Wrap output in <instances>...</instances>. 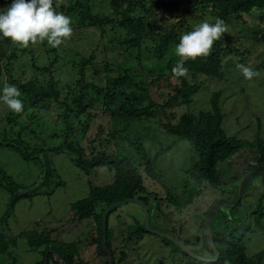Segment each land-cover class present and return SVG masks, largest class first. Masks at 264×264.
I'll return each instance as SVG.
<instances>
[{
	"label": "rangeland",
	"instance_id": "rangeland-1",
	"mask_svg": "<svg viewBox=\"0 0 264 264\" xmlns=\"http://www.w3.org/2000/svg\"><path fill=\"white\" fill-rule=\"evenodd\" d=\"M61 1L64 4L75 3V0ZM144 1L148 2V0ZM149 1L153 4L152 13H154L147 26L155 33H168L182 17L191 25L189 29H185V32L192 30L202 21L215 22V18L211 15L198 18L190 15L193 5L187 0H183L179 11L175 13L164 11L160 3L166 0ZM10 2L11 0H3L2 6L6 7ZM95 2L96 12L102 14L109 12L107 4L102 3V0ZM60 10L59 6L57 11L61 12ZM137 10L141 12L140 9ZM67 16L71 17L73 34L57 48L50 47L46 41L29 44L27 47L14 44L12 53L17 58L10 64L9 75L5 71L7 64L0 61V88L12 84L20 90L19 86L28 81L47 85L50 79H53L61 90L62 101H68L69 90L74 89L80 79L78 69L74 68L73 63L89 59L91 56L94 58L87 68L85 76L87 84L93 83L95 86L112 88L119 76L128 75L133 78L136 84L126 82L125 85L129 89L128 94L132 102L136 103L134 99L137 97L138 102L141 103L139 106L157 105L158 109H155L154 115L149 118H120L113 116L107 110L103 112V108H100L93 112L97 115L93 116L85 127L86 134L82 133L80 127L79 134H82H78L77 138L87 149L88 155L94 149L112 155L126 149L125 146H120V142L110 140V134L116 130L132 136L139 133L147 139L143 147L150 157L159 155L154 171L161 176L164 185L163 188L154 182L146 183L147 190L161 193L168 190L177 204V206L163 207L160 217L154 219L155 215L149 216L148 220L151 221L153 218L157 225L155 227L164 231L171 242L165 241V238L146 234L142 239H135L126 245L128 226L136 220L141 224L145 221V213L141 205L127 204L118 208L109 220L110 245L114 260L107 245L102 241L106 255L103 256L96 221L89 219L78 223L74 219L71 206L88 197L91 187L112 184L114 173L106 168L84 172L75 164L77 157L65 152L50 157L54 175L50 184L44 186L46 164L42 156L26 162L9 145L27 153L33 150L32 145L35 144L38 146L44 142L49 145L55 144L56 141L52 136L60 134L57 118L64 109L57 106L51 108L50 112L44 109H32L28 99L21 93L20 99L24 108L20 113L12 112L8 116L9 110L0 103V129H4L9 138L6 142L2 139L4 136L0 134V183L4 186L0 188V235L5 237V241L17 243V246L9 251L10 254L2 258H7L5 264L42 263L43 254L41 251L30 249L28 238L35 234H43L51 240L75 245L79 250V257L76 259L78 264H106L107 259L110 264H186L183 254L175 248L184 244L197 249V232L200 233L203 244L210 242L214 230L210 228L209 231L205 226V220L203 222L201 217L207 214L213 205H219L214 214L219 208L229 209L230 206L224 205L225 198L220 196L222 191H217L214 185L203 191L202 196L190 199V190L193 186L191 171L197 163V155L187 141L179 139L170 131L178 125L184 115H192L199 120L201 114L214 113L213 104L217 99L218 107L225 119L223 128L228 137H236L241 143H253L256 139L264 141V10L256 11L248 17V24L232 20L226 26L227 31L217 40L225 46L238 49L240 54L245 53V66L250 67L257 74L251 79H245L236 67L240 64V57L235 52L226 53L223 59L222 77L203 78V83L190 103L185 99L180 102L173 100L177 91L183 89L179 79L162 78V73L168 74L165 67L170 64L175 65L180 59L175 55L176 45L171 46L164 59L160 60L154 54L155 43L151 38H146L139 48L130 50L129 44L125 43L130 38L126 31L110 26L78 30L73 26L75 21L73 15ZM260 18L263 19L262 23ZM161 109L165 110V116ZM81 121H85L84 118ZM19 135L22 137L21 142L25 140L26 146L19 142ZM121 154L126 155V151ZM256 164V150L243 149L231 159L219 163L217 167L221 187L226 192L234 191L232 195L240 190L239 195H233L231 200L225 199L229 203L236 204L232 217L225 212L228 218L235 219V222L229 223L231 228L244 223V220L249 218L248 215L259 205L257 191L252 189L254 187L248 186L250 180L256 176L257 184L263 186L258 175L264 174V167ZM6 177H9V181ZM10 181L20 187L17 195L27 194L30 198L21 199L15 207L14 215L4 222L2 219L12 198L7 186ZM202 225L203 229L200 231ZM223 227L218 219L215 231L219 232ZM173 241L177 242L176 245L172 243ZM206 253L208 252L205 249L204 253L201 250L202 257H209L203 256ZM262 253H264V218L259 226L251 220L250 233L245 238L247 259L254 260ZM123 256L125 260L120 262ZM49 264L54 262L50 260Z\"/></svg>",
	"mask_w": 264,
	"mask_h": 264
},
{
	"label": "trees",
	"instance_id": "trees-1",
	"mask_svg": "<svg viewBox=\"0 0 264 264\" xmlns=\"http://www.w3.org/2000/svg\"><path fill=\"white\" fill-rule=\"evenodd\" d=\"M187 1L190 5H193V9L189 14L194 18L211 15L215 19L219 18L223 20L226 26L232 20L238 23L248 24V17L252 16L256 11L264 10V0ZM2 2L3 0H0V8H3ZM148 2L144 0H102V3H106L109 9V12L103 14L94 10L95 0H75V3L68 2L65 4L62 1L60 2V0H53V5L54 7L56 6V10L60 6V11L65 15H73L75 20L73 26L78 30L86 28L100 29L110 26L118 28L120 31H126L130 35V38L125 43L129 44L128 47L130 50L139 48L146 38H151L155 43V47L153 48L155 56L163 60L171 46L179 43V37L191 25L182 17L171 27L168 33L153 32L147 26L149 19L153 17L154 13H152L153 4L149 0ZM182 3L183 0H166L160 3V5L167 13H175L179 11V6ZM137 9H140L141 12ZM262 20L260 18V23H262ZM13 46L14 43L10 39H0V61H4L7 64L5 71L8 75L10 73L11 62L17 58L12 53ZM231 52H235L240 57V64H246L244 61L245 53L240 54L238 49L225 46L221 41H214L207 56L185 61L184 66L189 70L187 78H176L172 75L171 69L175 66L174 64L165 67L168 74L162 73V78L165 80H169L170 78L179 79L183 86V89L177 91L173 100L180 102L182 99H185L186 102L190 103L193 95L203 83V78L220 79L223 74L222 66L225 54ZM93 58L91 56L89 59H83L81 62L73 63L74 68L78 69L80 79L77 85H75V88L69 90L68 101H62L61 90L53 79H50L47 85H38L35 81H28L26 84L19 86L20 90H22L21 93L28 99V104L32 109H44L46 112H50L51 108L57 106L63 108L64 111L57 118L60 134L52 136L56 141L55 144L49 145L45 142L40 146L35 144L32 145L33 150L27 153L24 150H18L16 147L10 145L9 147L16 150L26 162H30L34 157L42 156L46 164L44 186L50 184L54 175L50 157L52 155H61L65 152L77 157L75 164L84 172L89 173L95 169L106 168L114 173L112 184L91 187L88 197L79 200L71 206L74 219L78 223L89 219L96 221L99 230L100 245L103 241V217L107 211L109 212L106 224V235L103 242L107 245L112 260H114L110 245L109 220L118 211V208L127 204H137L141 205L140 207L144 210V206H146L148 210L147 212L144 210L145 217L147 213L150 217L155 215V219L161 216L163 207L177 206V204L171 192L168 190L164 193L147 190L146 183L154 182L160 187L164 185L162 184L163 180L161 176L154 171L155 162L158 160L159 155L155 157L149 156L143 147L144 142L147 140L143 135L137 133L132 136L129 133L117 130L110 134V140L116 141V143L120 142V146H125L126 149L123 151H126V155L121 154L123 151L112 155L96 151L95 149L88 155L87 149L80 144L81 141L77 138V135L80 133V127H82V133L86 134L85 127L88 126L92 117L97 115V113L93 114V112L100 108H103V112L107 110L113 116L120 118H149L154 115L155 109H158V106L154 104L148 107L139 106L141 103L138 102L137 97L134 99L136 103L132 102L128 94L129 89L125 85L126 82L130 84L136 83L128 75L119 76L112 88L95 86L93 83L87 84L85 76L87 74V68L92 63ZM51 66H53V63ZM100 98H102V101H100ZM213 106L214 113L201 114L199 120H196L192 115L182 116L178 125L171 128L170 131L173 135L179 137V139L187 141L195 149L197 155V163L191 171L193 186L190 190V199H196V197L202 196L206 189L214 185L217 191H222L220 196L223 199L229 198L231 200L235 196L231 194L234 191L226 192L221 187L217 167L219 163L231 159L243 149L249 151L255 149L257 154L256 166L264 167V141L256 139L253 143H241L236 137H228L226 130L223 128L225 119L218 107L217 99L214 100ZM161 112L164 116L166 115L164 109H161ZM11 113L9 111L7 113L8 116ZM82 118L85 121H81ZM0 134L4 136L2 139L8 142L9 138L6 136L4 129H0ZM19 139V142L26 146L25 140L21 142L22 137L20 135ZM94 143L95 141L92 142V144ZM8 178L6 177L7 181H9ZM260 179L264 180V175H260ZM7 186L9 187L8 191L12 194V198L6 214L2 219L4 222L14 215L15 207L21 199L30 198L27 194L17 195L20 187L16 183L10 181ZM1 187L4 186L0 183ZM252 187H254L252 189H255L257 195H259V197L257 196L259 205L253 213L248 215L249 218L245 219L244 223L235 228H231L229 223L235 222V219L228 218L225 212L229 213L230 217H232L234 207L226 210L219 209L212 218L211 229L214 230V233L209 239L210 242L203 244L199 232L196 233L197 249L179 242L181 246L175 249H178L183 254L186 264H264V253L255 257L254 260L247 259L245 254V238L250 233L251 220H254L256 225L259 226L264 218V182L263 186L254 182ZM164 197L166 198L164 199ZM124 202L126 204H121ZM117 204L121 205L117 206ZM113 205L117 207L111 209ZM205 215L201 217L203 222ZM218 219L224 227L219 232H216L215 224ZM144 222L142 224L140 223V225L132 224L128 226L126 245L132 243L135 239H142L146 234L165 238V241L168 242L169 238L167 236H161L146 230ZM149 225L152 229H157L163 233L162 230L155 227L157 225H155L153 218ZM202 227L203 225L200 231L203 229ZM45 236L43 234H35L28 238L30 249L41 251L44 256L42 263L39 264H49L50 260L54 264H78L76 259L79 257V250L75 245L51 240L50 237ZM5 240V237L0 235V264H5L7 259L6 257L2 258V256L10 254L9 251L17 246L16 241ZM172 243L176 245L177 242L173 241ZM201 246L204 247L202 248ZM100 249L102 255L106 256L103 243ZM204 249L208 253L203 256L209 257L204 258L201 256V250L204 253ZM198 250L200 253H198ZM122 260H125L124 256L120 262ZM106 264H110L109 259H107Z\"/></svg>",
	"mask_w": 264,
	"mask_h": 264
},
{
	"label": "clouds",
	"instance_id": "clouds-1",
	"mask_svg": "<svg viewBox=\"0 0 264 264\" xmlns=\"http://www.w3.org/2000/svg\"><path fill=\"white\" fill-rule=\"evenodd\" d=\"M71 22V17L53 7V0H11L6 7L0 8V39H10L21 47L46 41L50 47L57 48L72 36ZM226 31L224 21L216 18L214 23L202 21L183 33L174 49L180 59L172 67V75L187 78L189 70L184 66L185 61L207 56L214 41ZM236 67L245 79L257 74L243 64ZM20 97L21 92L15 85L6 84L0 88V103L13 113H20L24 108Z\"/></svg>",
	"mask_w": 264,
	"mask_h": 264
},
{
	"label": "water",
	"instance_id": "water-1",
	"mask_svg": "<svg viewBox=\"0 0 264 264\" xmlns=\"http://www.w3.org/2000/svg\"><path fill=\"white\" fill-rule=\"evenodd\" d=\"M260 175H262V174H260ZM260 175H258L259 177H260ZM264 175V174H263ZM253 178H258L257 176L256 177H253ZM252 178V179H253ZM251 179V178H250ZM251 179V180H252ZM250 180V181H251ZM249 184V183H248ZM231 190H228V192H230ZM240 193V190H239V192H238V194ZM225 201L227 202V203H225ZM224 205L225 204H227L228 206H230V207H235L236 206V204H233V203H229L227 200H225L224 199ZM238 203V202H237ZM121 204H126V202H124V203H121ZM222 206V205H221ZM219 207V205L218 206H214L213 205V207L209 210V212L205 215V217H204V220H205V226L208 228V230L210 231V228H211V222H212V217H213V215H214V212L216 211V209ZM114 208V206H112L111 207V209H113ZM144 210H146V212H147V210H148V208L146 207V206H144ZM108 211H107V213H106V215L103 217V222H102V234H103V241L105 240V235H106V224H107V217H108ZM148 217H149V215L146 213V217H145V225H146V230H148V231H151L152 233H155V234H158V235H161V236H167V237H169L168 235H166V234H163V233H161L160 231H154V230H152V228L150 227V225H149V223H148ZM146 220H147V222H146Z\"/></svg>",
	"mask_w": 264,
	"mask_h": 264
},
{
	"label": "flooded vegetation",
	"instance_id": "flooded-vegetation-1",
	"mask_svg": "<svg viewBox=\"0 0 264 264\" xmlns=\"http://www.w3.org/2000/svg\"><path fill=\"white\" fill-rule=\"evenodd\" d=\"M259 179H260V177H259ZM258 181V178H253L251 181H250V183L248 184V186H253V183L254 182H257ZM261 182L263 183L264 182V180L263 179H261ZM239 195L237 192H235V195ZM225 199H228V198H225ZM231 208V207H230ZM229 208V209H230ZM219 209H222V210H226V208L225 207H221V208H219ZM132 217V216H131ZM135 218V217H134ZM146 222H147V220H146ZM150 222L151 221H148V223L150 224ZM132 224H139L140 225V222L138 221V223H137V220H136V222H132ZM146 226V225H145ZM163 233H165L164 231H163Z\"/></svg>",
	"mask_w": 264,
	"mask_h": 264
}]
</instances>
